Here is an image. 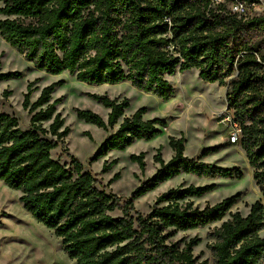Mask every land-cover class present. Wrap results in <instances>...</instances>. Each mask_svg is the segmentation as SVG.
Instances as JSON below:
<instances>
[{
  "label": "trees",
  "instance_id": "1",
  "mask_svg": "<svg viewBox=\"0 0 264 264\" xmlns=\"http://www.w3.org/2000/svg\"><path fill=\"white\" fill-rule=\"evenodd\" d=\"M212 1L0 0V36L35 68L48 74L67 71L87 84L129 81L144 92L168 98L173 87L166 77L194 68L199 79L227 85V106L241 127L240 146L264 199V16L239 19L229 11L232 0L216 5ZM20 76L18 71L0 72V80ZM62 84L59 80L43 86L33 102L31 83L27 85L22 107L31 114L28 129L19 126L17 117L0 112V180L20 192L23 208L53 230L76 264H205L196 263L192 254L200 238L192 237L179 247L169 240L172 232L220 221L240 193L199 207L192 198L212 191L214 183L172 187L156 197L146 214L134 211L133 198L182 173L240 179L242 171L201 160L217 146L203 149L200 157H188L185 139L169 136L171 157L164 161L158 148L153 155L159 164L155 173L119 204L121 198L97 187L77 158L70 156L68 168L51 156L69 132L56 112L59 98L51 100L55 87ZM90 96L109 108L107 119L79 108L77 117L102 129L117 125L98 145L95 158L161 133L164 122L144 118V107L124 116L127 98ZM45 121H50L48 127L42 125ZM130 159L144 171L143 152ZM114 162H104L102 171ZM117 177L114 174L111 181ZM115 208L122 215L111 216ZM207 236L215 264H261V200L254 201L246 215L231 213Z\"/></svg>",
  "mask_w": 264,
  "mask_h": 264
},
{
  "label": "rangeland",
  "instance_id": "2",
  "mask_svg": "<svg viewBox=\"0 0 264 264\" xmlns=\"http://www.w3.org/2000/svg\"><path fill=\"white\" fill-rule=\"evenodd\" d=\"M261 53H264V47ZM9 71H18L21 76L0 80V112L17 117L22 129L31 127V114L22 107L27 85L31 83L29 100L33 102L43 86L63 81L62 85L55 87L51 100L59 98L56 112L63 118V127H68L69 132L64 137V144L55 147L51 151V156L68 168H71L70 156L77 158L83 170L89 171L95 177L97 187L121 198L119 204L130 199L133 190L155 173L159 164L153 160V155L158 148L164 161L171 157L173 152L168 144L169 136H182L185 139L184 154L188 157H200L203 149L217 146V151L205 156L207 160L205 162L238 167L242 171L240 179L204 178L182 173L133 198L134 211L146 214L152 209L156 197L172 187L214 183L215 188L212 191L192 198L194 204L199 207L215 204L236 193L241 194L237 203L220 221L172 232L169 240L177 242L179 247L192 237L200 238L192 249L196 263L205 261V264H215L209 249L212 240L207 236L215 226H219L221 221L229 218L235 211L246 215L250 205L258 199L264 206V199L252 177L253 169L247 162L240 142L234 144L228 142L227 131L217 122L219 112L224 107L228 108L225 97L227 85L220 86L218 82L199 79L197 69L192 68L167 76L173 93L168 98H162L155 93L138 89L129 81L95 85L78 81L67 71L48 74L35 68L31 61L25 59L0 36V72ZM90 94H107L110 98L118 100L127 98L129 106L124 116H129L136 109L144 107L146 109L144 118H158L164 122L159 125L161 133L150 140H136L123 150H112L95 158L94 153L98 145L116 129L117 125L102 129L77 117L75 109L79 108L94 111L104 120L107 119L109 108L93 99ZM49 123L50 121H45L42 125L48 127ZM47 137L52 138L49 135ZM141 152L145 161L143 172L140 171L138 164L130 159L131 154ZM112 160L115 162L108 171L103 172V163ZM116 173L118 177L111 181ZM19 196L18 190L9 188L0 180V264H76L74 259L66 255L61 239L53 230L37 222L23 208ZM109 214L116 217L122 215V212L115 208ZM261 264H264V259Z\"/></svg>",
  "mask_w": 264,
  "mask_h": 264
},
{
  "label": "built area",
  "instance_id": "3",
  "mask_svg": "<svg viewBox=\"0 0 264 264\" xmlns=\"http://www.w3.org/2000/svg\"><path fill=\"white\" fill-rule=\"evenodd\" d=\"M223 0H213L214 5L222 3ZM229 11L239 19H249L252 16H264V0H232ZM258 61L259 58H258ZM217 122L227 131V140L231 143H238L241 133L239 123L234 119L232 110L224 107L217 115Z\"/></svg>",
  "mask_w": 264,
  "mask_h": 264
},
{
  "label": "crops",
  "instance_id": "4",
  "mask_svg": "<svg viewBox=\"0 0 264 264\" xmlns=\"http://www.w3.org/2000/svg\"><path fill=\"white\" fill-rule=\"evenodd\" d=\"M201 160L207 161V160H205V156L204 157H201ZM189 176H192V175H189Z\"/></svg>",
  "mask_w": 264,
  "mask_h": 264
}]
</instances>
